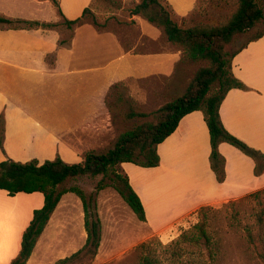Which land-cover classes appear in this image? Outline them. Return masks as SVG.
I'll list each match as a JSON object with an SVG mask.
<instances>
[{"label":"crops","instance_id":"1","mask_svg":"<svg viewBox=\"0 0 264 264\" xmlns=\"http://www.w3.org/2000/svg\"><path fill=\"white\" fill-rule=\"evenodd\" d=\"M92 2L0 0V15L59 22L63 19L60 10L68 19H76ZM35 9H47L53 16L49 20L36 18L32 11ZM60 40L56 29L0 26V83L4 85L3 88L0 85V117L3 116L5 128L0 161L26 162L36 158L43 162L60 155L66 162H81L83 153L95 145L93 130L98 131L101 128L98 124L108 119L104 95L110 77L126 81L131 76H140L134 66L126 65L130 55L127 50L121 49L123 52H118L111 62H107L108 52L93 56L89 50L87 55L79 56L82 64L75 65L79 53L75 39L67 45ZM146 56L155 58L151 64L160 67L158 60L170 55L152 51ZM232 70L247 88L228 91L220 106L221 120L229 132L264 153V34L248 41L235 54ZM33 83L42 88L43 94L37 89L33 100L26 99L20 89ZM40 97L41 101L36 99ZM49 121L56 125L48 124ZM61 122L77 126H69L68 131L61 133L58 129ZM219 152L226 159L223 182L211 167V139L204 114L195 110L183 116L175 131L158 145V165L144 167L133 162L119 165L141 198L150 232L170 233L177 227H185L189 215L203 206L223 205L264 188V172L255 174L256 162L251 156L228 142L219 144ZM20 196L27 199V204L23 203L27 209L23 219L15 211ZM43 202L41 192L9 195L0 189V264H10L17 255L33 211ZM10 239L17 247L14 252L3 254L2 250L11 248Z\"/></svg>","mask_w":264,"mask_h":264},{"label":"rangeland","instance_id":"2","mask_svg":"<svg viewBox=\"0 0 264 264\" xmlns=\"http://www.w3.org/2000/svg\"><path fill=\"white\" fill-rule=\"evenodd\" d=\"M137 1L93 0L89 12L80 21L78 20L72 27H67L61 18L59 21L61 25L56 29L60 33V41L67 42L64 44L67 45L75 39L79 50L75 65L82 64L80 62L82 57L79 56L87 55L89 50L93 56L108 52L107 62H111L115 56L117 57L118 52H123L121 49H124L130 52L126 65L134 66L135 71L140 72L139 77L131 76L126 81H116L110 77L104 95L109 116L104 123H97L101 128L98 131L93 130L95 137L92 141L95 145L87 151L105 152L114 145L117 136L123 131L133 129L146 121H155L156 111L166 102L184 94L192 77L204 64L187 59L177 46L168 41L159 28L148 24L140 15L133 14L132 9ZM161 1L170 10L172 18L183 27L191 26L193 23L220 24L226 21L238 6V0ZM32 11L39 19L49 20L53 16L47 9ZM263 28L259 25L235 37L229 44V50H237ZM152 51L166 52L170 56L160 58L158 63L162 65L154 67L151 63L155 58L146 56L147 52ZM53 57L50 58L53 60ZM0 85L3 88L4 85L1 83ZM37 89L42 95V88L36 87V83L25 84L20 92L26 99L31 97L33 100ZM36 99L42 100L41 97ZM133 112H144L147 116L132 115ZM47 123L55 124L50 121ZM58 124L61 133L68 131L69 126H77L75 123L67 122ZM78 126H83V123H78ZM87 151L83 153V158ZM117 169L122 175L120 166ZM114 178L112 172L107 177H103L102 174L95 177L83 175L68 180L65 184L67 187L82 188L88 197L96 192L100 181L105 185L95 196L98 213L102 219L101 246L94 260L76 264H140L139 245L142 242L152 243L155 253L162 259V264H204L205 260L209 259L189 252L172 257L170 249L164 247L199 220L198 212L189 215L185 227L180 226L170 233L161 235L153 234L148 224L138 219L114 188ZM18 199L19 207L15 211L16 215L23 219L27 210L23 203H26L27 199L26 196H20ZM212 207L214 209L209 215L210 232L216 240V250L215 259L208 261L214 264H264V260L257 255L264 245L259 242L251 244L242 231L246 224L255 222L257 211L264 207V191L259 198L246 195ZM83 212L81 198L73 192L67 194L44 233L39 237L28 264H54L58 259L81 248L87 236ZM7 236L8 234L5 235ZM10 241L11 248L8 251L2 250L3 254L15 251L17 244L15 242L12 244V239Z\"/></svg>","mask_w":264,"mask_h":264},{"label":"trees","instance_id":"3","mask_svg":"<svg viewBox=\"0 0 264 264\" xmlns=\"http://www.w3.org/2000/svg\"><path fill=\"white\" fill-rule=\"evenodd\" d=\"M89 10L90 7L85 8L83 14L76 19H68L61 10L60 14L63 23L67 27H72ZM132 12L159 28L168 41L177 46L187 59L204 64L192 77L184 94L166 102L156 111L155 121H146L133 129L123 131L117 136L114 145L105 152L87 151L83 160L78 163L66 162L60 155L43 162L36 158L26 162L13 159L0 161V189L6 190L9 195H16L19 192H41L44 195L43 205L34 209L33 217L22 234L20 250L10 264H27L53 211L63 195L68 192L77 194L82 200L87 236L81 248L58 259L54 264H76L95 259L102 241V219L98 213L95 196L105 185L100 181L96 192L91 193L89 197L78 186H65L68 180L83 175L95 177L102 174L103 177H107L112 172L115 175L114 188L138 219L146 222V211L141 198L131 186L128 176L121 175L117 168L122 162H133L144 167L158 165L160 162L158 145L175 131L181 118L191 111L201 110L204 114L211 139V167L220 182L226 178V159L219 152L221 142H228L251 156L256 162V175L264 172V153L229 132L220 116V106L228 91L232 88H247L233 73V58L248 41L261 37L264 28L235 51L229 50V44L235 37L256 26L264 27V0H238V6L229 18L216 25L193 23L191 26L183 27L172 18L170 10L161 0H138ZM0 23L6 24L10 29H57L61 25L59 22L4 15H0ZM65 42L60 41L61 44ZM132 115L147 116L144 112H133ZM4 130L1 115V147ZM263 191L264 189L255 191L248 197L259 198ZM213 209L212 206L201 207L198 211L199 220L190 228L183 230L176 239L164 245L166 249H170L172 257L189 252L197 253L204 259L207 257L215 259L216 240L210 232L209 216ZM255 217V222L246 224L242 231L251 244L259 242L264 245V207L257 211ZM151 244L142 242L139 245L140 264H162V259L155 253ZM257 255L264 260V247ZM208 260L206 259L204 264H214Z\"/></svg>","mask_w":264,"mask_h":264}]
</instances>
